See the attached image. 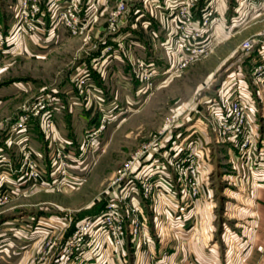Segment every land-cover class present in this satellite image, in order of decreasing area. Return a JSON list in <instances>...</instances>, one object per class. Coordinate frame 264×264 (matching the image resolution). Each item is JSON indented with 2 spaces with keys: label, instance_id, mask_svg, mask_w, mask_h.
I'll return each instance as SVG.
<instances>
[{
  "label": "rangeland",
  "instance_id": "374dc122",
  "mask_svg": "<svg viewBox=\"0 0 264 264\" xmlns=\"http://www.w3.org/2000/svg\"><path fill=\"white\" fill-rule=\"evenodd\" d=\"M40 1L44 23L42 31L24 32L25 43L30 42L28 49L16 45L10 34L22 1L0 0V24L5 38L8 36L7 53L0 64V87L12 94L0 105V137L7 140H3V147L15 188L14 195L0 205V233L8 232L16 248L30 250L15 256L12 262L8 258L0 264H59L58 252L64 251L77 228L91 217L106 213L114 200L125 207L133 201L142 206L144 201L143 212L148 219L153 218L156 213L151 205L157 199L143 196L144 178L139 173L144 167L148 170L151 165H164L167 179L181 191L179 172L171 162L183 147L186 152L182 157L193 149V159L200 168V188L207 190L202 195L214 204L216 229L208 240H217L222 249L236 243L230 241V235L244 232L239 222L245 217L241 209L251 185L248 163L236 146L229 148L231 141L217 140L209 103L203 99L214 96L239 63L253 80L250 74L264 62L258 50L264 44V0H217L218 11L204 25L202 39L211 50L184 67L179 66L176 46L165 43L167 38L160 33L163 24L158 18H152L160 34L156 38L135 20L143 0H123L127 8L118 16L113 13L119 10L122 0H91L95 15L78 34H71L62 24L53 27L51 17L56 2ZM197 3L194 15L201 21L207 2ZM160 10L159 6H149L145 15L151 17L153 11L159 16ZM117 23L122 25L118 34H110ZM51 28L56 29L52 37L48 33ZM104 38L114 46L111 59L102 56ZM44 39H50L45 48L38 45V40ZM247 39L256 44L251 54L258 60L255 64V60L246 63L251 57L244 47ZM119 43L126 46L127 54L116 51ZM130 55L156 62L158 76L152 85L146 86L133 75ZM85 77L86 83L82 81ZM42 96L52 100L54 127L46 128L40 115L24 129L15 128L20 110ZM200 117L207 123L200 134L202 143L197 141L196 126L200 125H195ZM5 125L8 127L3 130ZM29 152L31 163L40 172L37 180L28 168ZM6 173V168H0V181ZM161 201L164 205L168 199ZM159 216H164L165 224L171 217L166 209ZM149 226L153 245L156 228L155 224ZM23 235L30 237L23 240ZM126 237L139 244L131 232ZM140 245L149 255L146 262L151 259L146 264H157L162 258L158 253L157 257L150 254V244Z\"/></svg>",
  "mask_w": 264,
  "mask_h": 264
},
{
  "label": "built area",
  "instance_id": "2783aa9c",
  "mask_svg": "<svg viewBox=\"0 0 264 264\" xmlns=\"http://www.w3.org/2000/svg\"><path fill=\"white\" fill-rule=\"evenodd\" d=\"M21 1V4L16 10V16L18 17L14 28L30 33H36L39 30L42 31L41 28L44 23L45 11L41 1ZM54 1L56 3L53 6L54 13H52L51 17L53 27L62 24L71 34L82 32L94 14L93 7L95 4L91 0ZM61 1H64L65 4H59ZM205 1L207 4L203 8V18L201 21H197L194 15V10L197 9V0H164L163 5L161 0H143V6L137 10L135 20L141 22L144 28L150 29L153 37L156 38L160 34L155 30L152 18H158V21L163 24L160 33L167 38L165 43L176 46V50L180 54L179 66L184 67L211 50L210 46L202 41V39L205 35L204 25L211 21L215 17V12L218 11L216 6L217 0ZM153 5L161 7L159 16L153 11L151 12V17L146 16L145 14L149 6L152 7ZM126 8V3L122 0L118 5L119 10L114 12L113 16H118L121 10ZM171 22L174 24L171 25ZM121 26L117 23L111 27L109 33L118 34ZM7 39L8 36L5 38L3 26L0 24V64L2 62V56L7 53L5 48ZM102 43L104 44L101 50L103 53L102 56L111 59L114 46L107 42L105 38L102 40ZM125 47L124 44L119 43L116 51L124 52ZM244 47L249 52H252L255 50L256 44L252 39H247L244 42ZM258 50L264 56V44ZM124 53L127 54L126 52ZM115 55L118 54L115 53ZM129 59L134 71L133 75L146 86L152 85L158 76L156 62L153 60L149 61L141 56L134 57L133 55H130ZM90 74L91 72L86 76L89 78L91 76ZM254 74L257 77V82L264 81V62L256 66ZM82 81L86 83V77ZM238 87L241 89L240 86ZM262 90L264 91V87ZM51 102L52 100L47 98V96H42L36 102L25 105L21 109L19 116L15 118L13 126L17 129H24L28 123L32 122L34 117L41 115L43 125L46 128H53L54 107H52ZM209 114L212 115L211 126L215 130L217 140L234 142L240 154L250 164V170L253 173L257 161L255 152L257 141L261 140L264 143V140L256 134L255 129L251 125L250 110L245 104L242 91L240 90L234 96H231L228 93V88L222 86L218 91V95L210 100ZM261 150H263V147H261ZM184 152H186L185 147L178 151L176 157L174 156L171 162L172 166L179 172L182 187L181 199L177 204L173 205L170 202H165L163 205L168 215H171L169 222L172 221L171 218L186 214L188 205L198 202L202 193L198 180L200 168L193 159L195 153L191 149L190 154L187 153L186 156L182 157L181 154ZM30 154V152L26 154L27 161L31 160L29 158ZM31 162L32 160L28 162V168L31 171V177L34 176L37 180L40 177V172L38 166ZM6 163L8 164V161ZM10 168L13 169L12 163L10 164ZM144 169L145 167L142 169L143 174L142 172L139 173L144 178V185H142L143 196L146 199L151 198V200L166 198V194L173 188V184L167 179L168 173L164 171L165 166L156 164V167L151 165L148 170ZM161 172L163 174H160ZM134 192L136 191L134 190ZM11 197L12 194L9 191L0 189V205L7 202ZM130 217H133L132 222L129 220ZM146 221L147 219L145 218L141 204L133 201L131 205L128 204L125 207L119 200H114L108 205L106 213L101 216L91 217L87 222L77 228L76 232L67 240V246L62 255L58 257V262L59 264L63 262L70 264L75 261V253L77 251L83 252L86 250L85 248H91L89 250L93 251L98 244L100 234L104 237V245L107 250L110 247H120L129 232L134 235L139 244L144 243L153 246L151 245L153 242L152 235L150 234ZM256 248L264 254V243L257 244ZM165 254L166 252L163 255Z\"/></svg>",
  "mask_w": 264,
  "mask_h": 264
},
{
  "label": "crops",
  "instance_id": "0c3cea01",
  "mask_svg": "<svg viewBox=\"0 0 264 264\" xmlns=\"http://www.w3.org/2000/svg\"><path fill=\"white\" fill-rule=\"evenodd\" d=\"M234 23H236V21H234ZM48 33L51 35L50 37H52V35L54 36L56 29H49ZM10 34H12V41L16 45H22L29 49L28 44H30V42L25 43L24 36L26 35L23 31L14 28L12 31L10 30ZM215 37L217 38V35ZM49 40L50 39L38 40V45L45 48L48 45L46 42ZM12 50L13 48H10L9 53H12ZM251 54L252 52H250L249 56H251ZM176 58L178 60L180 59L179 52H177ZM254 60L255 64L258 60L251 56L246 63H251ZM242 64L243 63H239L238 66L225 77L221 82V86L228 88V93L231 96H234V94L240 90L242 91L245 104L250 110L251 125L253 129H255L256 134L261 136L264 140V91L262 90L264 81L257 82L254 71L252 75L250 74L253 80L249 79ZM253 66L255 67V65ZM238 86H240L241 89ZM217 95L218 91L214 96L207 95L204 97L203 102L205 104L210 103V100ZM10 97H12V94L9 93L6 88L0 87V105ZM202 105L206 107L204 104ZM201 112V116H203L204 111ZM197 123L200 125L196 126L199 127V138L197 140L199 142L202 140L200 134H202L207 123L204 121L203 117H200L195 125H197ZM7 127L5 125L3 130ZM202 136V138H206L204 135ZM3 140L7 141L3 136L0 137V161L2 160L0 168H6L7 173L2 176V181L4 182L0 181V185H5L7 188L0 189L9 191L13 196L15 193L13 175L11 176V174L8 173V164L6 163V165H4L3 163L7 161L6 156L8 154L4 150ZM230 143L231 145L229 148L233 150L235 145L232 141ZM261 147H263V150H261ZM255 152L257 161L253 173L250 170V164L247 162L251 185L247 192V200L244 203L243 209H241L242 212L245 213V217H243L242 222H239L244 232L242 235L238 232L234 235L229 234L231 237V239L229 238L230 241H236V243L228 244L225 249H222L217 240L213 243L208 240L211 235L214 236L216 225L212 213L214 204L207 196L203 197L202 195L203 192L207 194L206 188H204V190L202 189V196H200L198 202L188 205L186 214L171 218L172 221H168L167 224L164 222V216H159V214L163 213L165 207H163L161 199L158 198L156 203H152L151 205V209L156 213V216L153 218L149 217L148 219L145 215L148 229L150 224H155L156 228L154 235H157L158 238L156 237V239H154L153 249H151L150 254L154 253L156 257L158 253L159 257H162L157 264H264V254L256 248L257 244L264 243V143L261 140L257 141ZM40 153L42 152L40 151ZM205 165L206 163H204L202 167ZM166 198L171 204H177L181 199L180 189L178 188L176 190L172 188L166 194ZM142 203L145 209L146 202L142 201ZM155 210L157 211L155 212ZM5 229L8 230V226H5ZM26 237L30 236L23 235L21 239L26 240ZM104 242V237L100 234L98 244L95 246L94 250L91 251L85 248L86 250L83 252L77 251L75 253V261L70 264H146L147 262H151V259L146 262L145 258L149 255H146L142 245L133 243L131 237H125L124 243L120 247H113L109 250L105 248ZM165 252L166 254L163 256ZM28 253H30V250L27 248L18 249L15 247L14 238H12L8 232L0 233V262H7L8 258H10L8 262H12L15 256H23ZM62 253L63 252H58L57 256H61ZM155 257H153V259Z\"/></svg>",
  "mask_w": 264,
  "mask_h": 264
}]
</instances>
